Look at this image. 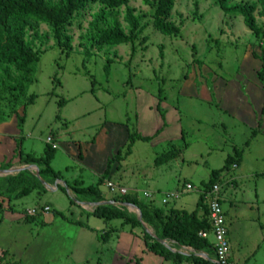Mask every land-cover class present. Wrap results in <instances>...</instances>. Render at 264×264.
Here are the masks:
<instances>
[{"label":"rangeland","instance_id":"obj_1","mask_svg":"<svg viewBox=\"0 0 264 264\" xmlns=\"http://www.w3.org/2000/svg\"><path fill=\"white\" fill-rule=\"evenodd\" d=\"M235 1L255 6L258 37L246 29L241 16L224 14L220 0H173L164 24L177 28L178 34L170 37L153 27L149 3L154 0H130L114 10L90 0L62 32V47L48 26L25 18L24 44L39 60L15 92L7 89L15 86L18 73L0 61V121L22 111L23 135L17 144L22 145L23 154L31 150L27 154L40 158L46 150L58 147L51 166L56 171L69 168L66 176L80 174L75 165L79 152L88 151L93 162H100L115 150L112 157L119 153L122 159L112 164V177L102 182L100 190L109 192L105 187L109 182L130 195L135 186L142 200L139 204L149 203L151 209L183 204L190 214L204 192L219 187L220 207L231 233L237 223L250 219L255 223L251 230L244 227L231 236L228 254L237 264L239 252L242 255L247 248L239 244L241 236L249 244L264 240V132L239 124L218 107L226 96L236 100L237 88L248 89L252 106L259 93L263 94L264 11L258 0ZM128 12L138 22L135 40L98 50L93 41L97 19L104 14L98 21L99 30H110L116 21L129 35ZM53 136L58 142L46 144ZM130 136L134 139L131 145ZM63 146L72 149V154L66 156ZM228 158L232 159L229 171L209 186L211 173L222 169ZM81 179L86 185L87 178ZM229 179L235 187L224 191ZM254 188L259 190L258 197ZM173 191L181 192L176 199L168 197ZM230 196L234 197L231 204ZM129 197H114L110 192L105 196L119 204H128ZM75 199L61 190L56 194L36 190L13 199L9 208L0 204V264H113L112 231L115 234L113 229L121 221L105 226L100 219L80 212ZM204 201L208 206V200ZM140 205L133 206L139 210ZM239 206L244 210L236 213ZM115 207L128 215L135 212ZM33 211L36 214L29 216ZM145 229L153 235L150 228ZM106 230L111 231L108 238L102 236ZM127 261L130 256L114 264Z\"/></svg>","mask_w":264,"mask_h":264},{"label":"trees","instance_id":"obj_2","mask_svg":"<svg viewBox=\"0 0 264 264\" xmlns=\"http://www.w3.org/2000/svg\"><path fill=\"white\" fill-rule=\"evenodd\" d=\"M88 1L90 0H0V61L6 64V67L13 66L18 73V78L15 80V86L7 89L8 92L17 91L21 89L22 84L27 81V78L31 76L33 66L38 62V57L32 52V50L25 46L23 41L22 22L25 18H34L46 26H48L56 37L57 45L64 46L62 41V32L65 27L70 25L76 14L84 10ZM259 4L264 11V0H258ZM106 10H114L123 6H127L130 0H99ZM149 6L153 10V27L156 31L164 36H176L178 29L175 27L167 26L164 24V20L168 17L172 6L173 0H154V4L149 3ZM220 9L226 15H237L243 19V24L246 29L254 36L258 37L260 29L257 28L253 14L255 13V6L247 3H241L235 0H220ZM102 14L95 22V28L97 30V37L93 41L96 42L98 50H101L103 46H118L129 44L135 40V36L138 30V22L131 12H128L125 18L126 23L130 27L129 35H126L119 24L114 21L113 27L110 30H99L98 21L103 19ZM109 16L113 17L110 13ZM105 73L108 75L109 65L104 67ZM264 75L260 76V79ZM9 78V76H7ZM264 89V81H263ZM18 98H15L17 101ZM131 142L134 140L131 136L128 139ZM52 146V145H51ZM54 150L50 148L46 150L44 155L40 158L25 157L22 158L23 163H35L40 166L38 170L39 178L46 176H52L57 178V175L53 173L49 167V164L53 158ZM120 154L117 153L107 163V168L103 177L99 180L97 185L87 189H75L70 188L74 193L84 195L91 198L92 202L100 203L104 202L99 187L103 180L109 176L111 165L115 162L121 161ZM232 159L228 158L225 161V165L218 171H213L210 175L209 186L215 184L218 181L220 174L227 173L230 169ZM236 164V162H234ZM235 166V165H234ZM36 187H41V183L37 182ZM36 187L29 185L25 182L21 191L14 197L17 199L23 198L36 190ZM63 192L64 190L61 189ZM206 192H204L198 201L197 209L191 214H187L181 211H172L168 216H165L163 210L152 207L142 206L137 200L130 195L128 204L139 206L141 212V218L145 223L152 226L156 233V238H152L148 233L144 231L142 225L137 221L136 217L132 214L128 215L123 210L109 206L99 207L92 214L93 217L104 221L105 223L120 220L123 226H127L130 232L135 228H138L139 235H136L144 242L146 252L163 257L166 261H172L174 264H182L183 262H191V264H213L210 261L197 258L195 256L184 257L179 254L172 253L171 250L165 248L157 240L170 241L175 243L179 247L192 248L197 252L206 251L214 257L213 243L209 241L211 236V226L208 220V206L205 203ZM118 197V196H115ZM122 196L120 198H124ZM151 206V205H150ZM149 209L147 213L146 209ZM198 211H203V218H198ZM144 216V217H143ZM201 233L207 234V238H202L199 235ZM141 259V257H140ZM140 259L135 258L136 264H140Z\"/></svg>","mask_w":264,"mask_h":264},{"label":"crops","instance_id":"obj_3","mask_svg":"<svg viewBox=\"0 0 264 264\" xmlns=\"http://www.w3.org/2000/svg\"><path fill=\"white\" fill-rule=\"evenodd\" d=\"M241 89L237 88L238 95H237V97H235L236 100H233L231 97H228V96H226L225 98H221L219 101H221V103L223 105L220 103L222 106L220 107V105H219L218 110L220 112L226 114L229 118L235 119L239 124H242V125L245 124V125H247V127L252 126V129H256V130H261V128H262V131L264 132V128H263L264 127V89L262 92L263 94L259 93L258 99L254 102L255 103L254 106H252V104L250 103V101L248 99V93H249L248 89H245V88H244V90L243 89L241 90ZM228 98H231L232 102H229ZM233 101H234V103H233ZM23 120H24V117H23L22 111L20 112V111L16 110L15 114H13L10 118H7L3 121H0V204H2V205L6 204L8 206V208H9L13 199L18 200L17 198H14V197L21 191L22 186L24 185L25 182H28L29 185L34 186V187H36L35 184H37V182L40 183L38 178L35 176L36 172H38V170L41 169L40 166L38 164H35V163H32V164L31 163H23V161H22V158H25V157H34V158L38 159L39 155L36 157V156H31V155L27 154V153H32L31 150H27V152L25 154H23L22 145L19 146L17 144L18 141L20 139H22L23 133H22V128L20 125H21V122ZM52 139L53 140H51V139L50 140L54 142L57 139V137L53 136ZM56 141L58 142V140H56ZM46 144H48V143L46 142ZM63 148H64L63 152L66 156H69L68 153L72 154V149H70L68 147L65 148L64 146H63ZM57 149H58V147L54 148V150H57ZM78 150H80L79 146H78ZM114 151L110 152V154L105 156L103 158V160L101 159L100 162H98V160H95V162H93L92 161V154L90 152L88 153V151H85V153L79 152L78 153L79 158L77 160H75L76 161L75 165L80 169V174H78V172H77V173H72L71 175L68 174V176H66L67 175L66 172L69 170V168H67V170L65 169L63 171H56V170L52 169L51 162L54 161V158H55V156H54L53 159L51 160L50 164H49V167H50L51 171L57 175V178L45 175L41 179V181L45 185L41 184V187L43 188L44 192H46L48 194H56L61 189H63L64 192L67 193L68 195L71 193L76 198L74 201L77 204V207L80 208V212L83 211L90 218V217H92V214L94 213V211L97 208H94L89 204H95V203L91 201L92 200L91 198H88L84 195H79V194L74 193L67 186L74 188V185H78L80 187V188H75V189H87L90 187L94 188L97 185V183L99 182V180L103 177L104 172L107 168L108 161H110V159L113 158L112 156H113ZM43 155H44V153H43ZM113 165H111L109 176L107 177L108 180L110 177H112L113 172L111 169H112ZM113 168H114V166H113ZM234 168L236 169L237 166L235 165ZM82 171H86L87 175L82 176L86 173V172H82ZM81 178H85V179L87 178L86 179L87 180L86 185L84 183V180H82ZM174 181L176 182V187H179L178 185L180 184V181L178 180V178ZM168 184H170V183H168ZM171 184H172V182H171ZM102 185H103V183H102ZM224 185H225V189H226L224 191H227L228 189H232L233 187H235L234 180H232V179L227 180L224 183ZM161 187L162 186H160L159 188H161ZM66 188H67V191H66ZM121 188H123V187H121ZM36 190H42V189H40L39 187H36ZM36 190H34V191H36ZM99 191H100L102 197L104 198V202H100V203H106L105 205H103L101 207H109V206L115 207V206H117L112 201H109L108 199L105 198L106 195L107 196L109 195L108 191L106 193H103L100 190V187H99ZM254 191H255L254 196L258 197L259 190L254 188ZM179 192L173 191L172 194H169V195H176L177 196L179 194ZM181 192H183L182 189H181ZM147 195H149V194H147ZM130 196L135 198L138 203H140V201L142 202V200H140L138 198L139 192L135 186H132L130 188ZM176 196H175V199H176ZM231 196H234V194H231ZM231 196L229 197L230 204L232 203L231 201L234 198ZM222 197L223 196H219V198H221L220 203L222 202ZM205 200H207V199L205 198ZM241 204H244V203H241ZM251 204H256V201L251 202ZM147 205L150 206L149 203H147ZM184 206L185 205H183V204H179V205L174 206L176 208H169V209L165 208V210H163V209L162 210H163V213L165 216H168L170 214V212H172V211H181V212L186 213L184 210ZM115 208H117V207H115ZM238 208H241V210H239V211L234 210L236 213L244 210L240 206ZM128 209H133V208H128ZM48 212H50V209ZM131 213L137 219V211L135 210V212H131ZM223 213H224L225 226H226V213L224 210H223ZM44 215L47 216V214H44ZM203 215H204L203 211H198V213H197L198 218H200V219L203 218ZM245 218H246L245 220L248 222L249 218H247V217H245ZM137 221H139V220L137 219ZM141 221L145 227H148L151 229V231L153 232V235H151L145 229V227H143V224L139 221L141 223L144 231L146 233H148L152 238H156V233L154 231V228L152 226L148 225L147 223H145L142 218H141ZM250 221L251 222H248L245 224L244 223L243 224L237 223L236 226L233 225L234 228L231 225L232 233L230 231L231 228L226 226L227 238H228L229 244L231 242V236L233 237V235L236 232H238V231L240 232V230H242L244 227H246L245 229H247V230L252 229V226H254L255 223L252 222L253 221L252 219H250ZM74 222L79 223L75 220H74ZM102 222L104 223L105 226L107 224L112 223V221L108 222V223H105L104 221H102ZM42 223H44V222H42ZM122 224L123 223L121 221L118 225L119 228H121L120 231H119L118 226L113 229L115 234L112 231L113 237H111V238L114 239V242H115V246L111 249V251H113V254H114L113 264L115 262L116 263L121 262L122 259L124 257H127V256H130V263L127 261L128 264H135V262H134L135 258L140 259V257H141L140 264H174L172 261H166V260H164L163 257L157 256L154 254L145 253V254L141 255V253L143 251L146 252V247H145L144 242L137 236V235H139V234H137L139 229L135 228L133 231H131V229H130V232H129L128 227L123 226ZM78 227L80 230V228H82L81 224ZM126 227H127V229H125ZM88 229L90 230V228H88ZM94 231H96V230H93V228H91L92 234H94ZM102 231H104V230H102ZM108 232L111 233V231L108 230L107 232H104L103 233L104 235H102V236H104L105 238H108L107 237ZM139 232H141V231H139ZM242 238H244V239H242ZM232 240H233V238H232ZM240 240L241 241H239V244L242 247H247L246 248L247 251L245 250V252L242 255H240V252H239L240 259H238L237 264H261L260 263L261 261H262V264H264V240L260 241L261 244L258 241H253L251 244H249L246 237H244V235L240 237ZM209 241L211 243H213V239L212 240L210 239ZM164 243H165L166 247L164 245L163 246L165 248L171 250L172 253L179 254V255L184 256V257L195 256L197 258L210 261L211 263H213L215 260L214 257L211 256L206 251L197 252V251L193 250L192 248L179 247L175 243L167 241V240H164ZM229 261L232 264H235L231 260L230 255H229ZM182 264H191V262H183Z\"/></svg>","mask_w":264,"mask_h":264},{"label":"built area","instance_id":"obj_4","mask_svg":"<svg viewBox=\"0 0 264 264\" xmlns=\"http://www.w3.org/2000/svg\"><path fill=\"white\" fill-rule=\"evenodd\" d=\"M47 143L52 145L50 139L47 140ZM106 188L113 196H126L128 191L117 187L112 183H106ZM186 190H190V186H186ZM219 192L220 188L213 186L212 190L206 194V199L208 200V220L211 226V237L213 239V248H214V264H232L229 261V243L227 238V230L225 226L224 213L220 207L219 203ZM176 195H168L169 198H173ZM166 201H162V204H165ZM45 212H48L49 209L45 208ZM36 213L28 212L29 216H33ZM202 238H207V234L201 233L199 235Z\"/></svg>","mask_w":264,"mask_h":264},{"label":"water","instance_id":"obj_5","mask_svg":"<svg viewBox=\"0 0 264 264\" xmlns=\"http://www.w3.org/2000/svg\"><path fill=\"white\" fill-rule=\"evenodd\" d=\"M35 176L38 178V180H39V176H38V173L36 172V174H35ZM40 181V183L42 184V185H45L41 180H39ZM66 191H67V188H66ZM106 203H95V204H89V205H91L92 207H94V208H98V207H101V206H103V205H105ZM115 205H117V206H120V207H126V208H133V209H135L136 211H137V219L142 223V221H141V217H140V213L141 212H139L140 210H138L135 206H133V205H130V204H119V203H114ZM88 205V204H87ZM143 224V223H142ZM143 227H145L144 226V224H143ZM161 245H164L165 246V243H164V241H160V240H157ZM166 247V246H165Z\"/></svg>","mask_w":264,"mask_h":264},{"label":"bare ground","instance_id":"obj_6","mask_svg":"<svg viewBox=\"0 0 264 264\" xmlns=\"http://www.w3.org/2000/svg\"><path fill=\"white\" fill-rule=\"evenodd\" d=\"M131 211V210H130ZM131 212H133V211H131Z\"/></svg>","mask_w":264,"mask_h":264}]
</instances>
